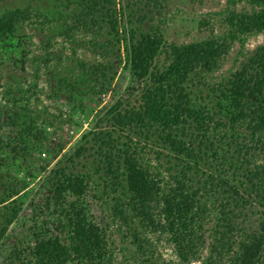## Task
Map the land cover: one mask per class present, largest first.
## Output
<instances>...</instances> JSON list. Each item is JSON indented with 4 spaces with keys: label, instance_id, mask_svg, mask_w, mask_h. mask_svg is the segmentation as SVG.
I'll return each instance as SVG.
<instances>
[{
    "label": "trees",
    "instance_id": "obj_1",
    "mask_svg": "<svg viewBox=\"0 0 264 264\" xmlns=\"http://www.w3.org/2000/svg\"><path fill=\"white\" fill-rule=\"evenodd\" d=\"M227 2L252 11L231 12L223 36L182 45L168 43L159 26L141 32L139 16L123 43L116 0H56L52 11L37 3L0 14V54L20 55L22 70L32 58L26 28L35 27L46 38L34 63L48 70L57 39L78 46V35L92 37L103 62L80 61L71 93L107 92L122 49L129 76L106 125L84 133L73 154L56 152L36 220L14 246L4 240L23 219L27 187L11 171H43L32 155L46 145L33 90H7L3 110L15 131L0 137V264H117L112 231L121 243L130 239L127 254L142 255V264H159L155 242L172 247L178 264H264V46L221 83H205L235 43L264 33V0ZM56 82L60 93V75Z\"/></svg>",
    "mask_w": 264,
    "mask_h": 264
},
{
    "label": "rangeland",
    "instance_id": "obj_2",
    "mask_svg": "<svg viewBox=\"0 0 264 264\" xmlns=\"http://www.w3.org/2000/svg\"><path fill=\"white\" fill-rule=\"evenodd\" d=\"M55 2L56 0H0V14L6 10L33 8L37 3L43 7V10L52 11ZM116 4L123 43H125V34L131 26L129 20L133 26H136L138 16L145 17L139 25L141 32L148 31L149 25L159 26L168 43L182 45L201 42L212 36H223L227 31L225 19L231 12L252 11L251 7L244 2L232 6L227 0H116ZM127 7L129 8L125 14L120 15L121 11ZM151 20L153 22H150ZM26 31L27 36L31 37L29 49L32 52V58L26 61L24 70L20 63H15V59H19L20 55L14 56L12 60L0 54V137L7 138V135L15 131L6 123L8 115L5 114L3 107L8 105L6 99L9 97L5 93L7 90L31 88L35 93L31 98L33 114L40 118H37L38 128L44 130L46 151L32 155L37 164L36 168H44L40 173L33 170L28 177L29 169H26L24 165L21 170L14 168L11 171L12 182L18 183L19 187L27 188L20 192L24 202L21 213L23 219L9 228L4 240L5 246L19 245L30 233L32 221L36 220L32 210L47 193L46 186H43L45 183L43 179L48 176L59 159V157L54 158L56 152L64 148L62 154H73L84 133L96 126L104 127L105 121L101 122L103 115L112 106L113 101L124 95V89L129 81L124 64L126 54L122 49V60L115 66L114 80L107 92L99 96L96 89L89 96L82 94L83 92L75 95L71 93L69 81L78 74L79 62L82 61L87 65L103 62L89 46L90 41H93L92 37L88 35L85 37L83 35L85 33L78 35V46L68 40L57 39V44L53 45V59L48 70L41 64L34 63V57L41 56L43 53L40 46L45 36H42L41 31L35 27H27ZM262 46H264V33L248 38L243 45L235 43L229 54L222 60L219 70L207 78L206 85L216 86L233 75ZM57 58H60V63ZM52 70L56 71L51 72ZM57 75H60L64 81L60 93L56 92ZM201 89H204V95L209 91V88ZM112 233L113 241L118 249L117 264H127V261L128 264H142L144 261L142 255L137 252L134 255L127 254L126 250L131 252L135 250V247L130 245V239L121 243L119 235H114L113 231ZM154 256L153 261L157 260L159 264L179 263L173 248L167 243L155 242Z\"/></svg>",
    "mask_w": 264,
    "mask_h": 264
}]
</instances>
